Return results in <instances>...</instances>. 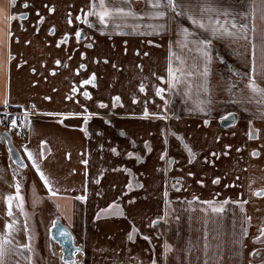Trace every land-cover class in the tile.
I'll return each mask as SVG.
<instances>
[{
	"label": "crops",
	"instance_id": "1",
	"mask_svg": "<svg viewBox=\"0 0 264 264\" xmlns=\"http://www.w3.org/2000/svg\"><path fill=\"white\" fill-rule=\"evenodd\" d=\"M90 2L28 0L27 8L24 0H16L11 8L5 2L7 11L24 18L11 22V61L9 49L0 50V109L4 99L9 100L11 110L35 109L25 121L24 138L18 140L29 177L21 180L12 171L9 157L0 159V233L15 219L13 247L23 253L9 255L6 264H29L28 256L30 264H63L58 245L42 239L40 233L29 241L24 230L26 214L18 201L12 202L13 216L7 215L5 197L15 194L17 181L26 210L42 208L41 202L34 205L37 195L38 202L43 201L57 215L75 249H82L73 256L76 264H151L153 256L157 264H204L205 230L208 264H264V243L253 242L264 227V196L253 194L264 190V118L255 102L242 101L239 96L251 69L243 49L237 54L240 42L228 38L213 41L210 72L205 78L203 63L193 68L189 58L199 53H189L174 43L178 23L193 30L186 18L169 21L168 30L158 34L145 27L147 21H136L140 24L136 30L116 29L112 24L104 27L95 17H89L91 25L77 21L75 17H83L81 9L87 11ZM133 2L137 10L144 7L143 0ZM221 4L248 9V0H221ZM256 25L258 30L264 28L259 12ZM77 30L81 31L79 43ZM197 35L204 38L209 34L198 31ZM170 42L172 51L189 58L185 71L201 73L182 78L185 82L172 89L166 82ZM172 64L179 66L174 58ZM93 74L92 83H82ZM257 80L264 85L259 68ZM189 84L191 93L186 95ZM205 84L208 92L203 91ZM158 87L165 89L166 112L164 101L156 95ZM115 97L119 102L113 107ZM199 100L210 101V115L197 110ZM99 102L107 107H99ZM145 108L150 113L147 118ZM85 109L99 114L89 117L87 136L83 131ZM73 112L81 115H63ZM227 115L234 117L232 125L220 127ZM250 130L258 138L249 139ZM146 141L151 151L145 148ZM185 146L192 150L191 160ZM253 150L259 155L253 156ZM165 151L166 160H161ZM27 152L34 155L57 196H50ZM85 159L87 165L82 163ZM216 178L219 183H213ZM177 182L179 191L173 188ZM81 195L83 201L77 199ZM226 199L229 203L223 205V212L203 211L207 208L203 201L218 206ZM38 214L32 219L36 224ZM157 217L162 219L153 225ZM133 226L136 233H132ZM165 242L172 245L166 257ZM29 243L31 252L19 247ZM253 249L256 255L251 254ZM216 252L219 257L213 255Z\"/></svg>",
	"mask_w": 264,
	"mask_h": 264
},
{
	"label": "snow or ice",
	"instance_id": "2",
	"mask_svg": "<svg viewBox=\"0 0 264 264\" xmlns=\"http://www.w3.org/2000/svg\"><path fill=\"white\" fill-rule=\"evenodd\" d=\"M5 2L7 8L14 7L16 4V0H0V50L7 47L8 51V60L11 61L12 54L10 51V44L13 37V32L11 30V22L17 19H23L22 15H17L11 13L10 11L6 10ZM144 7L140 10H137L134 7L133 0H91L87 11L81 9L83 13V17L80 15L76 16L75 19L77 21H81L84 24L91 25L89 17H95L99 24L107 27L109 24H112L116 29H120L123 27H131L133 30H136L140 27V24L136 23V21H147L145 27L152 29L157 34L162 31L168 30L169 21H179L180 18H186L187 21L191 24L192 29L190 30L189 27L184 26L183 24H177V31L176 36L178 39L174 42L181 49H187L189 53L196 52L199 53L198 56L189 57L192 60V67L198 68L199 62L203 63V73L202 75L207 78L210 72V64L212 61L211 55V46L213 41L216 39H224L228 38L234 42H240L239 48L236 50L237 54H240V49H243V55L247 61L250 62L251 69L247 75V80L245 82L244 88L240 89L239 96L242 101H247L248 103L255 102L260 109V114L262 118H264V85H262L257 80V68H259V76L264 77V28L260 30L257 29L256 19H257V12H259V18L262 22H264V0H248V9L247 10H235L231 8H225L221 4V0H143ZM25 8H27L28 0H24ZM49 11H54V9L50 8ZM171 14V15H170ZM42 20V18H41ZM131 21V23H129ZM68 23H72L71 17L68 20ZM23 28V25L20 26ZM198 31H203L208 33L209 35L200 38L197 35ZM123 34V33H121ZM75 36L77 38V42L81 38V31L77 30L75 32ZM68 39V34L66 33L63 42L66 43ZM18 42V38H17ZM29 43V41H26ZM59 46V43L58 45ZM90 47L91 45H86ZM83 53H81V57L83 58ZM170 60H169V67H168V79L167 83L169 85V89L175 88L178 84H182L185 81L182 79L187 76H197L200 75L198 71H185L188 67L187 59L182 54H177L176 52L172 51L171 42H170ZM175 59L179 62V66L174 67L172 64V59ZM57 65L61 62L59 60L55 61ZM3 67V63L0 62V68ZM81 68L85 67L83 64L80 66ZM35 71V69H33ZM94 80L93 78L89 80L82 81L83 84L92 83ZM162 82H165L164 77H160ZM192 85L189 84L188 88L185 92L186 95H190ZM201 85H197V91L199 90ZM76 88H72V92H76ZM140 90L144 91V86L141 84ZM203 91L208 92L209 89L207 88L206 84L203 86ZM165 89L162 87L156 88V95L164 101V109L165 112L167 110L168 100L165 98L163 93ZM84 96L87 98L89 97L88 92H84ZM70 98V97H69ZM46 99H50L46 97ZM119 102V97L114 98L113 107L116 106V103ZM235 102V101H234ZM3 106L5 108L9 107V100L4 99L2 101ZM210 101L199 100L197 101V110L204 115H210L211 109L207 107ZM99 107L104 108L107 107L106 104L103 102H99ZM8 114L6 113L5 116ZM63 115H81L79 113H67ZM92 115H99L98 113H88L87 109H85L84 114V133L87 136V123L89 117ZM150 115L147 108H145L143 112V116L147 118ZM153 116H159L162 119H167L166 115H161L160 113H153ZM207 120H205V124H207ZM12 126L17 125V120L15 118L11 119ZM258 138L255 132H249V139ZM2 139V138H0ZM182 139V138H180ZM43 143V142H42ZM167 141L165 140V144ZM102 147V146H101ZM187 148V146H185ZM226 147H231L227 145ZM145 148L151 151V147L149 143L145 142ZM27 151V150H26ZM111 151L114 154L117 153L116 148H112ZM189 153V159L191 160L192 157V150L191 148H187ZM240 151V149H237ZM11 148L9 149V158L11 159ZM43 154V152L41 153ZM166 151L161 154L160 159L164 160L166 156ZM128 155L131 157L133 153L129 152ZM215 155V153H213ZM253 156L259 155L258 152L253 150ZM28 160L32 161V167L36 170L39 174L40 179L44 182V186L48 189L50 196L55 197L58 195V192L53 189L52 183L49 178L45 175V173L41 170L39 163L37 162L36 158L31 152H27ZM137 160L140 159L139 156L136 157ZM17 163H20L21 167L25 165L21 163V159L17 157ZM175 161H169V163H174ZM83 164L87 165L88 161L85 159L82 161ZM127 171V169H125ZM87 174V173H85ZM191 175V173H189ZM202 183V182H201ZM213 183H219V178H216ZM129 189L132 188V184L129 183L127 185ZM173 188L179 191V182L173 185ZM15 194L8 195L5 197V202L7 203V215L9 217L13 216L12 211V202L13 200L18 201L17 206L20 208L21 212H23V197L21 195V183L17 181L15 183ZM254 195L257 196H264V190H260L258 192H254ZM165 203L168 204L167 196L168 192L165 190ZM77 199L83 201L85 199L84 195L77 197ZM194 200H197V197H193ZM203 204L207 205V208L203 209V211L207 212L209 209L213 213H221L224 211V204L229 203V200H224L218 206L213 201H203ZM243 203L241 202V210L243 211ZM115 206V202L113 205H109L111 209ZM118 207V206H117ZM169 213L166 211L165 216ZM162 217H157L152 223L155 225ZM179 219V217H177ZM250 221V217H247ZM17 223L15 219L12 220L11 223L5 224V232L0 233V264H6V258L15 253L16 255H23V253L19 252L16 247H13V239H12V230L13 226ZM24 230L27 232V222L25 221V228ZM138 230L133 226L132 233H136ZM244 235H247L246 229L243 230ZM264 237V227L259 229V235L253 237V242H260L264 243V240L261 239ZM133 235L130 233L128 235V239L130 241L133 240ZM144 239H150L149 237H144ZM29 241H31V237L29 236ZM204 264H208V242H207V231L205 230L204 235ZM191 243V242H189ZM19 247L28 249L29 252L32 251L31 244L20 245ZM164 255L165 257L169 252L172 251V245L165 242L164 244ZM82 251L80 248H76L72 253L75 256V253ZM252 255H256V250L253 249ZM214 256L219 257V252L213 253ZM31 262V256L26 257ZM68 264H76L75 260H69ZM151 264H157V260L155 256L151 261ZM190 264V262H189Z\"/></svg>",
	"mask_w": 264,
	"mask_h": 264
},
{
	"label": "rangeland",
	"instance_id": "3",
	"mask_svg": "<svg viewBox=\"0 0 264 264\" xmlns=\"http://www.w3.org/2000/svg\"><path fill=\"white\" fill-rule=\"evenodd\" d=\"M11 140L13 142V145L17 148V150L20 149L21 147V143L20 141L16 140L13 136H11ZM6 158V160L8 159V155H7V152L3 146V143L1 142L0 140V159L1 158ZM166 160V158L164 159ZM11 169L14 173H16V175L22 180L23 177L25 176H28L29 177V174L27 173V170L22 172L21 170L17 169L16 167L14 166H11ZM26 169V168H25ZM26 181V180H25ZM32 193H35L36 190H34L32 188ZM37 200H35L34 202L36 204L34 205H37V204H42V208H36L35 210H32L30 211L29 209L26 210V208L23 206V211L25 212V221L27 222V235L31 237V242H33L35 239H37L39 233L41 234V237L42 239L44 238H47L49 239V241L53 244H56L55 242L52 241V239L50 238V228L52 226V223L53 222H57L56 219L57 218V215L54 213V211L49 208L47 205H45L43 203V201H39L38 202V198H37V195L34 196ZM31 203H32V200H30ZM39 212V214L37 215V224L33 222V217L35 216V214ZM38 225V226H36ZM36 227L38 228V231L36 229ZM61 257V255H60Z\"/></svg>",
	"mask_w": 264,
	"mask_h": 264
},
{
	"label": "water",
	"instance_id": "4",
	"mask_svg": "<svg viewBox=\"0 0 264 264\" xmlns=\"http://www.w3.org/2000/svg\"><path fill=\"white\" fill-rule=\"evenodd\" d=\"M231 123H232V117H228L225 120L221 121V126L226 128L230 126ZM0 138H2L1 140L3 141L8 157L10 155L9 149L11 148L12 150L11 152L12 158L11 159L9 158L11 164L19 170H24L26 168V164L22 159L17 148L13 145L11 137L7 133L0 132ZM17 157L21 159V163L25 165L24 167H21L20 163L16 162ZM66 234H67L66 229L59 222L52 223V226L50 228V238L52 239L53 242H55L59 246L61 252V262L63 264L68 263L69 260H74L72 253L75 250L72 241L69 238H67Z\"/></svg>",
	"mask_w": 264,
	"mask_h": 264
},
{
	"label": "built area",
	"instance_id": "5",
	"mask_svg": "<svg viewBox=\"0 0 264 264\" xmlns=\"http://www.w3.org/2000/svg\"><path fill=\"white\" fill-rule=\"evenodd\" d=\"M8 114L5 116V114ZM35 113L34 107H29L27 110H11L9 108L0 109V132L7 133L10 137L13 136L16 140L24 138L25 121ZM17 120V125L12 126L11 119Z\"/></svg>",
	"mask_w": 264,
	"mask_h": 264
},
{
	"label": "flooded vegetation",
	"instance_id": "6",
	"mask_svg": "<svg viewBox=\"0 0 264 264\" xmlns=\"http://www.w3.org/2000/svg\"><path fill=\"white\" fill-rule=\"evenodd\" d=\"M228 117H232V123H233L234 117H233L232 115H227V116L224 117L221 121L225 120V119L228 118ZM221 121H220V127H222V126H221ZM232 123H231V125H232ZM231 125H230V126H231ZM230 126H228V127H230ZM228 127H226V128H228ZM223 128H224V127H223Z\"/></svg>",
	"mask_w": 264,
	"mask_h": 264
},
{
	"label": "trees",
	"instance_id": "7",
	"mask_svg": "<svg viewBox=\"0 0 264 264\" xmlns=\"http://www.w3.org/2000/svg\"><path fill=\"white\" fill-rule=\"evenodd\" d=\"M1 140V139H0ZM1 142H3L2 140H1ZM27 169H24V170H21L22 172H24V171H26Z\"/></svg>",
	"mask_w": 264,
	"mask_h": 264
},
{
	"label": "bare ground",
	"instance_id": "8",
	"mask_svg": "<svg viewBox=\"0 0 264 264\" xmlns=\"http://www.w3.org/2000/svg\"><path fill=\"white\" fill-rule=\"evenodd\" d=\"M57 245V244H56Z\"/></svg>",
	"mask_w": 264,
	"mask_h": 264
}]
</instances>
